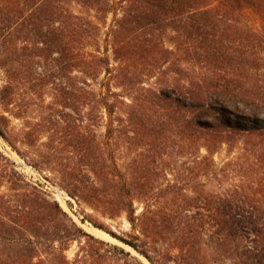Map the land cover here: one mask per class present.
Masks as SVG:
<instances>
[{
  "label": "trees",
  "instance_id": "1",
  "mask_svg": "<svg viewBox=\"0 0 264 264\" xmlns=\"http://www.w3.org/2000/svg\"><path fill=\"white\" fill-rule=\"evenodd\" d=\"M245 9L259 15L258 32L232 23ZM108 12L114 65L94 20ZM36 58L68 98L91 105L92 119L107 118L111 144L83 124L69 134L65 162L54 142L40 162L17 147L37 151L42 128L60 139L53 117L27 119L19 133L11 125L27 111L21 98L32 100L26 85L48 76L33 71ZM0 137L33 166L57 172L77 204L101 218L124 216L123 235L80 219L150 264H264V0H0ZM236 143L240 155L218 169L213 154ZM245 171V180L231 177ZM0 185V264H145L85 232L1 150Z\"/></svg>",
  "mask_w": 264,
  "mask_h": 264
},
{
  "label": "rangeland",
  "instance_id": "2",
  "mask_svg": "<svg viewBox=\"0 0 264 264\" xmlns=\"http://www.w3.org/2000/svg\"><path fill=\"white\" fill-rule=\"evenodd\" d=\"M118 8V7H117ZM72 9L74 11H77L79 13L93 16L95 14L94 11L90 10L87 11L85 8H82L81 6L77 5L76 3L72 5ZM118 15H120V10L117 11ZM242 13L235 14L233 17V24L241 25L244 27H247L254 31H259L261 28V19L259 15L254 12L251 9H245L241 11ZM94 20L99 24V35H98V45L100 47V51L106 53L110 58L111 65H114L115 62L112 60V49L109 41V30L113 24V14L111 12H108L105 15H99V19L97 20L94 18ZM26 38V32L23 31L22 34L17 35V40L19 42H23V40ZM171 43H167V45H170ZM90 48V47H89ZM36 62L39 61L37 64H33L31 68H33V71L40 72L42 74H46L45 80H43L42 84L40 82H31L30 84L26 85L27 92L32 96V100H21L19 101L20 108H24V110H27L26 113L22 114L19 118H11V125L13 128L18 131V133L24 129H26V125L29 126L31 123H26V120L28 119V122H41L43 118H50L53 117L61 122L62 125H59L57 127L58 134H60V139L57 140L54 138V140H57L59 142L50 141L48 137L51 135L50 131H47L46 128H42V130L37 132L39 141L36 142V144L43 143V146L37 145V151H34L33 149L27 147L26 144L23 143H17V147L23 150L29 151V156H33L36 160H43L41 157L42 154H46L49 152H52L50 149L51 145L56 143L58 146V152L56 153L59 157V160L62 162H65V157L68 156L69 151L71 149V133H74L75 131L80 128L81 125L87 124L89 125L96 134L100 136L105 134V124L107 118L104 117V120L102 122H97L95 119H92V107L91 105H87V107L83 106L80 101L77 100V97L72 95V97H67L66 94L62 92L60 88H64V84L60 82L58 79H52L51 78V70L48 69L47 65L41 60L36 58ZM77 76H79V71H75ZM103 77V74L99 76L98 81ZM53 80L54 83H50ZM35 81V80H34ZM40 83V84H39ZM56 86V89H53L54 85ZM34 86V87H33ZM31 89H28V88ZM94 88L98 90L100 87L98 84L94 85ZM43 104H48L50 108H44ZM16 106V105H15ZM86 112H88V116H86ZM94 112V111H93ZM94 116V113H93ZM88 117V118H87ZM94 118V117H93ZM51 137V136H50ZM19 138H21L19 136ZM104 139L109 144L112 143V139L106 138L104 136ZM241 147L242 145L240 143H236L235 145L229 147L227 145L221 146L218 151H216L213 154V159L215 163L217 164L218 169L224 165L225 162H227L230 159H235L238 155L241 153ZM0 150L8 156L16 165V168L19 172H21L26 179L35 185H38L39 187L43 188L51 198L56 199L57 192L62 193L61 195L64 197L65 206L57 200V202L60 204V206L74 219V221L87 233L93 235L96 238L103 239L107 242H110L111 244H117L121 247H123L126 251H129L132 255L138 257L142 262L145 264H150L142 255H140L138 252H136L131 247L124 245L123 243L119 242L117 239L111 237L108 233H106L110 238L105 237H99L91 232H89L88 229L90 228H96L94 227L89 221L82 222L80 218H82L83 214H87L93 218H96L100 222L104 223L107 228H109L111 231H113L117 235H123L125 233H128L130 231V226L124 216H121L116 219H106L98 217V215L91 210L88 206L85 204H77V202L72 199L70 196L66 194V192L59 186V179H58V173L52 170H49L46 166H33L32 162L28 161V158H22L20 157L15 151L11 149V147L0 137ZM31 151V152H30ZM27 157V156H26ZM129 156L123 157L120 159L119 162H126L129 160ZM247 172V171H245ZM252 172L242 173L233 172V180H245L248 178ZM229 183V179L224 182V186H227ZM215 190L217 188L214 186L212 187ZM6 190L5 186L0 185V193L4 192ZM71 204V206H69ZM89 227V228H88ZM98 229V228H96ZM100 230V229H99ZM81 242H85V237H82ZM78 250V244L76 242L72 243L70 248L66 251V255L69 259H71L74 255V253Z\"/></svg>",
  "mask_w": 264,
  "mask_h": 264
},
{
  "label": "bare ground",
  "instance_id": "3",
  "mask_svg": "<svg viewBox=\"0 0 264 264\" xmlns=\"http://www.w3.org/2000/svg\"><path fill=\"white\" fill-rule=\"evenodd\" d=\"M62 193H59V192H57V194H56V199L57 200H59V202H61V204L63 205V206H65V201H64V197L61 195ZM89 228V227H88ZM89 230V232H91L92 234H94V235H96V236H99V237H105V239L106 238H110L106 233H104L103 231H101V230H99V229H96V228H90V229H88Z\"/></svg>",
  "mask_w": 264,
  "mask_h": 264
}]
</instances>
